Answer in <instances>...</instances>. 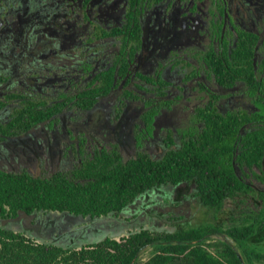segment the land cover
I'll list each match as a JSON object with an SVG mask.
<instances>
[{"label": "trees", "instance_id": "trees-1", "mask_svg": "<svg viewBox=\"0 0 264 264\" xmlns=\"http://www.w3.org/2000/svg\"><path fill=\"white\" fill-rule=\"evenodd\" d=\"M257 37L241 33L235 48L224 51L222 60L209 65L217 82L232 85L245 82L256 94L252 70ZM113 70L100 75V87H89L75 102L73 97L59 104L28 101L20 94L10 95L16 106L10 120L19 130L49 120L73 102L87 111L113 80ZM259 111L243 110L220 114L214 104L197 109L202 126L179 145L166 143L161 158L147 154L122 161L114 151H95L73 171L47 177L25 172L0 170V218L20 214L67 213L87 219L116 216L143 193L165 186H190L195 196L218 213L225 201L254 196L258 205L250 223L228 229L205 225L192 228L177 225L173 231L140 229L119 238L105 237L79 247H63L37 242L22 232L0 227V264H139L138 255L152 248L144 264H264L257 245L264 239V192L253 189L237 170H249L264 181V101L257 98ZM1 105V104H0ZM71 105V104H69ZM247 177V176H246ZM230 238L208 242L212 235Z\"/></svg>", "mask_w": 264, "mask_h": 264}, {"label": "flooded vegetation", "instance_id": "flooded-vegetation-1", "mask_svg": "<svg viewBox=\"0 0 264 264\" xmlns=\"http://www.w3.org/2000/svg\"><path fill=\"white\" fill-rule=\"evenodd\" d=\"M241 33L257 37L252 55L256 94L242 81L219 84L209 65L213 63L209 55L214 53L215 62L221 61L224 51L230 53L236 47ZM110 70L114 73L111 86L92 107L118 91L154 94L164 100L148 103L150 128L161 106L175 99L171 98L174 90L183 91L178 81L195 82L205 103L193 112L197 125L182 132L179 144L202 126L197 109L210 103L222 115L258 112L257 98L264 101V0H0V146L17 132L51 121L17 129L10 120L16 106L15 100L8 99L10 95L20 94L29 102L41 101L39 97H49L54 104L72 97L75 102L87 88L100 87V75ZM208 76L224 90L243 85L253 109L223 112L219 98L203 82ZM127 127L123 126L124 131ZM169 141L171 137L164 142L165 151ZM237 173L256 189L249 181L253 173ZM25 216L30 215L0 218V223L9 225ZM49 229L44 224L40 234Z\"/></svg>", "mask_w": 264, "mask_h": 264}, {"label": "rangeland", "instance_id": "rangeland-1", "mask_svg": "<svg viewBox=\"0 0 264 264\" xmlns=\"http://www.w3.org/2000/svg\"><path fill=\"white\" fill-rule=\"evenodd\" d=\"M203 82L212 95L219 98V107L223 112L253 109L243 85L238 84L233 90H224L210 76ZM178 87H184L183 91L174 90L171 98L175 99L170 100L167 106H161L151 128L148 126L147 116L149 118L150 111L147 105L164 100L154 94L140 91L133 95L129 91H118L100 100L89 111L67 104L53 115L51 121L24 133L17 132L1 145L0 168L8 172L47 177L57 172L68 173L80 160L101 150L116 152L124 162L138 154L159 159L165 152L164 142L167 138L171 137L174 144H179L182 132L197 125L193 112L205 103L204 94L195 82L178 81ZM38 99L54 105L53 99L49 97ZM133 99L135 102L132 103ZM126 124L129 127L124 131L123 126ZM249 181L256 189L264 191V182L254 176ZM195 195L190 186H165L138 196L116 216L89 220L67 213L32 214L9 225L0 223V227L22 231L28 237L48 239L50 243L63 247H79L105 237L119 238L140 229L173 231L177 225L192 228L211 225L228 229L250 223L249 217L253 216L258 205L254 196L242 200L231 198L216 213L202 204ZM44 224L50 226V229L40 234L39 228ZM216 241H225L238 250L235 243L225 235L216 234L208 238L209 243ZM250 244L264 253V239L257 245L252 242ZM151 253L152 248L140 252L139 264H144Z\"/></svg>", "mask_w": 264, "mask_h": 264}]
</instances>
